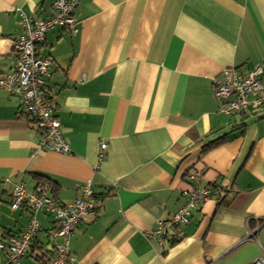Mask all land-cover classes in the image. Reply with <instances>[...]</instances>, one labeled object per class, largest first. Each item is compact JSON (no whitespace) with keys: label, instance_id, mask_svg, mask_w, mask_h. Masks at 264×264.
<instances>
[{"label":"crops","instance_id":"obj_1","mask_svg":"<svg viewBox=\"0 0 264 264\" xmlns=\"http://www.w3.org/2000/svg\"><path fill=\"white\" fill-rule=\"evenodd\" d=\"M54 1L0 0V74L11 71L21 14L45 19ZM75 15V35L54 27L38 46L51 59L45 90L68 153L40 149L41 133L19 98L0 88V241L27 222L24 209L10 207L15 184L25 182L28 192L39 181L52 184V195L70 203L89 182L96 214L76 225L68 264H248L258 257L264 109L220 113L212 82L228 67L264 66V0H81ZM100 142L107 144L101 160ZM194 173L198 181L188 179ZM207 185L223 195L192 210L177 240L160 245L146 237L184 204L183 191ZM37 218L34 246L47 253L56 223L43 210ZM0 264H9L6 251ZM17 264L41 263L26 256Z\"/></svg>","mask_w":264,"mask_h":264},{"label":"built area","instance_id":"obj_2","mask_svg":"<svg viewBox=\"0 0 264 264\" xmlns=\"http://www.w3.org/2000/svg\"><path fill=\"white\" fill-rule=\"evenodd\" d=\"M81 0H55L52 11L45 19H36L21 14V34L14 41L11 71L0 74V88L19 98L23 112L41 133L40 149H49L65 154L69 152L61 123L55 114L56 102L46 93L47 79L51 75V59L41 55L38 46L44 43L46 34L54 27H60L75 35L78 31L75 9ZM264 66L256 64L248 71L241 67H228L212 82V92L218 111L225 115L257 113L264 109L263 79ZM107 144L100 142L98 158L104 156ZM189 180L198 181L197 173ZM49 185H39L28 192L26 183L14 185L10 207L24 209L27 222L17 235H4L0 250L6 251L9 264H17L26 256H34L41 264H68L75 260L70 250V239L79 221L87 214H96L94 192L89 182L80 187L79 196L70 203H62L51 193ZM184 204L165 221H158L154 230L147 232V238H154L160 245L178 239L177 229L190 221L192 210L199 208L213 196L223 192L211 186L191 187L183 191ZM52 216L56 227L52 233L55 241L50 251L36 252L34 241L39 231L38 212ZM250 231L249 235H253ZM248 264H264V249Z\"/></svg>","mask_w":264,"mask_h":264},{"label":"trees","instance_id":"obj_3","mask_svg":"<svg viewBox=\"0 0 264 264\" xmlns=\"http://www.w3.org/2000/svg\"><path fill=\"white\" fill-rule=\"evenodd\" d=\"M215 144H216V143H215ZM211 146H212V145L210 144V145L206 146L205 149H206V148H209V147H211ZM48 182H49L48 180L45 181V183H48ZM41 183H43V182H40V181H39L38 186H39ZM49 184H50V183H49ZM50 186L53 187L52 184H50Z\"/></svg>","mask_w":264,"mask_h":264}]
</instances>
